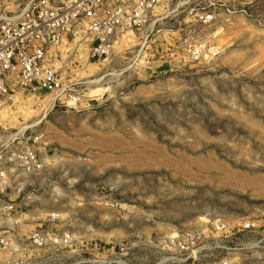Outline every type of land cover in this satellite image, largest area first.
Masks as SVG:
<instances>
[{
  "label": "rangeland",
  "instance_id": "374dc122",
  "mask_svg": "<svg viewBox=\"0 0 264 264\" xmlns=\"http://www.w3.org/2000/svg\"><path fill=\"white\" fill-rule=\"evenodd\" d=\"M53 52L62 87L0 109V264H179L189 229L193 264H264V0H163L106 59Z\"/></svg>",
  "mask_w": 264,
  "mask_h": 264
},
{
  "label": "built area",
  "instance_id": "2783aa9c",
  "mask_svg": "<svg viewBox=\"0 0 264 264\" xmlns=\"http://www.w3.org/2000/svg\"><path fill=\"white\" fill-rule=\"evenodd\" d=\"M4 1L0 8V109L17 93L36 96L62 87L54 68L58 55L51 54V48L77 40L87 48L88 60L99 62L112 54L119 34L142 27L163 0H18L14 11L8 10L10 0ZM207 16L200 18L205 21ZM13 206L0 198L1 220H6ZM33 236L39 244L62 242L48 231ZM202 243L199 229L170 235L161 248L174 250L179 257L164 263L193 264ZM3 248L6 242L0 239Z\"/></svg>",
  "mask_w": 264,
  "mask_h": 264
}]
</instances>
